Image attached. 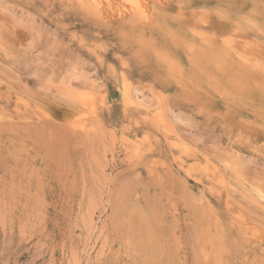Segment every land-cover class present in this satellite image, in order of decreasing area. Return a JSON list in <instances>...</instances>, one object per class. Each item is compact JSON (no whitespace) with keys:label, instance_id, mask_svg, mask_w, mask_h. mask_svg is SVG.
<instances>
[{"label":"rangeland","instance_id":"374dc122","mask_svg":"<svg viewBox=\"0 0 264 264\" xmlns=\"http://www.w3.org/2000/svg\"><path fill=\"white\" fill-rule=\"evenodd\" d=\"M130 2L0 0V264H264V0Z\"/></svg>","mask_w":264,"mask_h":264},{"label":"bare ground","instance_id":"6f19581e","mask_svg":"<svg viewBox=\"0 0 264 264\" xmlns=\"http://www.w3.org/2000/svg\"><path fill=\"white\" fill-rule=\"evenodd\" d=\"M93 1H94V0H93ZM126 1H127V0H126ZM130 1H131V2H132V1L134 2V1H135L136 5H135V3H134V6H136V9L141 10V12H143V13L146 12V8L149 9V7H146L147 5H146V6L143 5L145 1L143 2V4L140 2V0H139V2H138V0H129V2H130ZM131 2H130V3H131ZM99 3H100V2H99ZM147 3H148V2H147ZM99 5H101V3H100ZM102 6H103V5H101L100 7H102ZM125 6H126V5H125ZM125 6H123V7H125ZM100 7H99V9H100ZM104 7H105V6H104ZM145 7H146V8H145ZM103 9H104V8H103ZM115 9H116V8H115ZM100 10H101V9H100ZM107 10H108V9H107ZM107 10H106V9H105V10H102V11H103V12H102L103 15H105V13H109L110 11H112V10L109 9L110 11L108 12ZM127 10H128V9H127ZM130 10H132V9H130V7H129V11H130ZM123 11H124V10H123ZM129 11H127V12H129ZM113 12H114V11H113ZM119 12H122V11L120 10ZM130 12H131V11H130ZM133 12H134V11H133ZM147 12H148V11H147ZM114 13H115V12H114ZM114 13H113V14H114ZM123 13H124V12H123ZM123 13H121V14L123 15ZM118 14L120 15V13H118ZM118 14H117V15H118ZM124 14H125V13H124ZM130 14H132V13H130ZM133 14H134V13H133ZM138 14H139V13H138ZM150 14L152 15L153 13L151 12ZM134 15H135V14H134ZM147 15H148V14H147ZM147 15H146V18H147ZM153 15H154V14H153ZM153 15H152V17H153ZM123 16H124V15H123ZM135 16H136V15H135ZM107 17H108V16H107ZM111 17H112V16H111ZM148 17H149V16H148ZM152 17H151V18L149 17V18H150V19H153ZM108 18H110V17H108ZM113 18H115V17H113ZM111 19H112V18H111ZM142 19H143V18H142ZM150 19H149V20H150ZM216 28H217V27H216ZM222 45H223V44H222ZM222 45H220V46H222ZM226 48H227V47H226ZM209 49H210V48H209ZM216 50H217V49H216ZM218 50H219V49H218ZM229 50H230V49H229ZM211 51H213V50L211 49ZM216 52H217V51H216ZM221 52H223V51H221ZM205 53H208V52L206 51ZM223 53H224V52H223ZM227 53H228V52H227ZM213 55H214V54H213ZM215 55H216V54H215ZM222 55H223V54H222ZM222 55H221V56H222ZM224 55H225V54H224ZM217 56H218V54H217ZM223 57H225V56H223ZM226 57H227V56H226ZM216 59L219 60L220 58H216ZM262 199H263V196H262Z\"/></svg>","mask_w":264,"mask_h":264}]
</instances>
